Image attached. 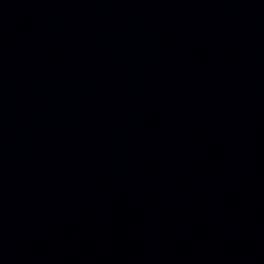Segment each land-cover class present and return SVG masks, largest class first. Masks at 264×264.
Masks as SVG:
<instances>
[{
	"label": "water",
	"instance_id": "obj_1",
	"mask_svg": "<svg viewBox=\"0 0 264 264\" xmlns=\"http://www.w3.org/2000/svg\"><path fill=\"white\" fill-rule=\"evenodd\" d=\"M0 264H49L34 125L7 0H0Z\"/></svg>",
	"mask_w": 264,
	"mask_h": 264
}]
</instances>
